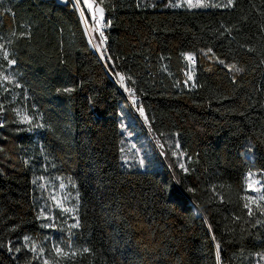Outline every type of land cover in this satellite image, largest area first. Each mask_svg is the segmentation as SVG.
Wrapping results in <instances>:
<instances>
[{"label":"trees","instance_id":"1","mask_svg":"<svg viewBox=\"0 0 264 264\" xmlns=\"http://www.w3.org/2000/svg\"><path fill=\"white\" fill-rule=\"evenodd\" d=\"M101 6L99 55L70 0H0V45L15 60L0 49V264H37L25 237L43 232V176L76 197V255L65 264H218L217 246L219 264H256L264 206L249 216L244 204L247 172L264 171V0ZM185 53L196 57L187 86ZM18 110L45 127L29 133ZM122 114L156 164L124 162Z\"/></svg>","mask_w":264,"mask_h":264},{"label":"rangeland","instance_id":"2","mask_svg":"<svg viewBox=\"0 0 264 264\" xmlns=\"http://www.w3.org/2000/svg\"><path fill=\"white\" fill-rule=\"evenodd\" d=\"M57 1L66 2L68 0ZM70 1L78 12L89 45L94 50H96L99 55H102L103 46L97 47V45L100 44V33L95 30L96 21L93 19L92 16L93 10L86 7V4L89 2V0ZM168 1L170 5L175 8L183 7L189 9H199L188 7L184 3V0ZM209 2L212 4H224L226 3V0H209ZM106 27V22L103 19L100 23V30L103 31ZM107 72L110 76H112V73L108 69ZM4 75L12 76L8 71L2 73V76ZM134 110L136 109L134 108ZM17 112L20 113V116L17 115ZM24 114V111H16L17 121L21 125H23V128L28 130V132L30 133L32 131L33 126L31 124L21 122V116ZM129 123H131L130 118L127 115L122 114L121 130L125 136L122 150V157L124 162L127 165H133L139 168H146L150 164H156V161L153 157L152 149L149 147L147 139L141 136L136 129H128L127 126ZM173 152L181 165L183 162V155H181V152L178 151L177 146H173ZM141 160L144 161L143 165L140 164ZM250 173L252 174L251 176L249 175ZM42 178L43 179L38 178V182L43 191V202L40 209V218L42 220L41 224L43 226V232L40 235L29 237V239L26 241V246L33 258L38 257L34 258L37 261V264H44L45 260L49 261V264H65V259L68 256H58L55 252V248L59 246L64 252H68L70 255L71 253H75L71 242V225L76 223V197L68 189V185L60 178L50 176H43ZM245 180L247 188L246 196L250 195L255 197L257 200V204L264 206V201L259 200V197L261 195H264V171L250 170L247 172ZM250 180L257 181L255 187L259 189V192H252L248 189V183L250 182ZM61 184L64 185L63 188H61ZM53 196H55V200H53ZM57 201L62 202L63 208L73 209L74 211H63V208L57 204ZM257 204H252L251 206ZM44 225L49 226L45 227ZM33 243L37 245V251L35 253L31 251ZM41 248L44 249L43 254L39 253V249ZM255 263L264 264V252L255 257Z\"/></svg>","mask_w":264,"mask_h":264},{"label":"snow or ice","instance_id":"3","mask_svg":"<svg viewBox=\"0 0 264 264\" xmlns=\"http://www.w3.org/2000/svg\"><path fill=\"white\" fill-rule=\"evenodd\" d=\"M184 3L190 7V8H200V7H233L234 6V0H226V3L224 4H212L209 2V0H184ZM103 4V0H100V3L95 4L92 2V0H89V2L86 4L87 8L92 9V16L93 19L96 21L95 23V30L97 32L100 33V44L97 45V47H102L105 43V39H104V34L103 32L100 30V23L101 21L104 19V12L105 9L104 7H102L101 5ZM0 49H3V60L7 61V64L9 66L14 65L15 64V60L14 59H10V53L7 50V48L4 47V45H0ZM249 51H251V49H249ZM212 49H208V53H211ZM184 60L188 61L189 63V71L186 72V77L187 79L185 80V85L187 86L189 84V82L193 81L194 76H193V71L194 69L192 68V66L195 64V58L192 54L189 53H185L183 55ZM219 63L224 64L225 62L223 60H220ZM226 67L230 68L232 71L234 72H239L241 71V69L237 68L235 64H230V65H225ZM117 75L119 76V80L121 84L125 83V80L127 79L128 81H131V77H125V75L117 73ZM3 80L5 81H9V82H15V78L13 76L10 75H4L2 77ZM193 87L195 86L194 84L192 85ZM16 87H20V85L17 83ZM127 91H129L130 93L133 91L131 88L126 89ZM4 91H8V89H4ZM66 91H70V90H66ZM132 101L133 104H137L138 105V100L136 98L135 95L132 96ZM137 111L140 113L141 116H143L145 118V120H147V116L145 115V110L142 106H138L137 107ZM17 115L20 116V113L17 112ZM34 121V117L30 116L27 114V112H25L24 115L21 116V122L22 123H27V124H31L33 127H45V125L42 124H35L33 123ZM177 147H179V145H177ZM181 155H183V153H181ZM144 161L141 160L140 164L143 165ZM180 167L182 169H184L185 171H187L186 168H184V165L181 164ZM250 176L252 175L251 173L249 174ZM40 179H43L42 177ZM257 183V181L255 180H250V182L248 183V189L252 192H259V189L255 187V184ZM64 185L61 184V188H63ZM190 191H194L193 189H189ZM55 196H53V200H55ZM245 199L248 201V203L244 204V208L248 210V214L249 216L255 215V212L252 208V204H257V200L255 197L253 196H246ZM259 200L264 201V195H261L259 197ZM57 204L59 206H61L63 208V204L61 201H57ZM257 207L259 208V205L257 204ZM63 211L65 212H72L74 211L73 209H68V208H63ZM262 211H264V209H262ZM45 227H48L49 225H44ZM79 223H74L71 225L72 228H77L79 227ZM28 237H25V240H28ZM218 248V253H217V262L219 264V246H217ZM11 250V249H10ZM17 252L20 251V249H16ZM31 251H33L34 253L37 251V245L35 243H33ZM83 252L88 253L90 252V249L88 248H84L82 249ZM44 249H39V253L43 254ZM55 252L58 256H63V257H67L70 254L68 252H64L59 246H57L55 248ZM71 255H76V253H71ZM34 258H38V257H34ZM30 264V262H29ZM44 264H49V261L45 260Z\"/></svg>","mask_w":264,"mask_h":264},{"label":"built area","instance_id":"4","mask_svg":"<svg viewBox=\"0 0 264 264\" xmlns=\"http://www.w3.org/2000/svg\"><path fill=\"white\" fill-rule=\"evenodd\" d=\"M194 56V55H193ZM194 58H195V64H196V57L194 56ZM195 64L193 65V66H195ZM192 66V67H193ZM190 69H189V63H188V61H187V68L185 69V70H183V74L185 75L186 74V72H188ZM186 76V75H185Z\"/></svg>","mask_w":264,"mask_h":264},{"label":"water","instance_id":"5","mask_svg":"<svg viewBox=\"0 0 264 264\" xmlns=\"http://www.w3.org/2000/svg\"><path fill=\"white\" fill-rule=\"evenodd\" d=\"M137 117H138V114H137ZM193 211L195 212V215H199V211H197L196 209H195V207L193 208Z\"/></svg>","mask_w":264,"mask_h":264},{"label":"bare ground","instance_id":"6","mask_svg":"<svg viewBox=\"0 0 264 264\" xmlns=\"http://www.w3.org/2000/svg\"><path fill=\"white\" fill-rule=\"evenodd\" d=\"M196 209V208H195ZM197 210V209H196ZM198 211V210H197Z\"/></svg>","mask_w":264,"mask_h":264}]
</instances>
